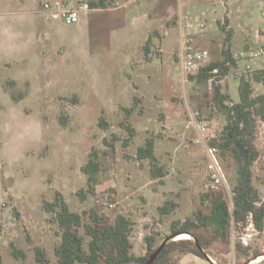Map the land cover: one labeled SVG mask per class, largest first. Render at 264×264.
I'll list each match as a JSON object with an SVG mask.
<instances>
[{
    "label": "rangeland",
    "instance_id": "obj_1",
    "mask_svg": "<svg viewBox=\"0 0 264 264\" xmlns=\"http://www.w3.org/2000/svg\"><path fill=\"white\" fill-rule=\"evenodd\" d=\"M44 1L0 0L3 263L40 264L35 253L40 246L56 264L61 230L56 214L46 211L44 203L54 201L58 192L73 211L97 206L111 220L119 213L129 216L133 251L144 255L146 235H155L160 244L173 233V221L195 217L200 210L210 212V204L202 200L209 173L207 158L195 142L189 112L201 109L217 135L225 124L224 115L212 110L208 79L191 75L183 80L176 56L181 19L192 16L191 37L210 50L204 63L208 65L222 58L228 30L233 29L229 41L233 52L264 46V0H204L218 6L212 12L188 4L179 11L178 2L177 12L170 13L163 27L142 18L150 11L148 0L110 2L105 11L96 10L88 22L82 16L78 24L48 16L42 10ZM187 1L195 5L197 0ZM203 32L219 35L213 37V44H203ZM246 64L247 60L238 61L221 82L232 100H239L241 76L250 78L255 69L264 68V54L251 61L252 71H244ZM253 86L254 94L264 92V82L254 81ZM127 107H134L128 116ZM102 118L107 127L101 124ZM124 123L132 125L135 135ZM151 137L156 140L160 165L167 171L161 178L152 177L148 159L136 157L138 147ZM256 143L261 153L254 166V183L264 199L262 123ZM93 154L101 163L95 193L87 191L88 174L82 170ZM222 158L234 185V163ZM81 189L86 191L85 198L79 194ZM168 199L179 206L162 214L159 207ZM195 231L207 240L209 257L177 249L171 253L173 264H264V231L255 233L248 254L238 248V231L244 229L235 224L227 240L214 237L210 226L195 227ZM13 248L25 256L15 257ZM257 257L261 260L255 262Z\"/></svg>",
    "mask_w": 264,
    "mask_h": 264
},
{
    "label": "trees",
    "instance_id": "obj_2",
    "mask_svg": "<svg viewBox=\"0 0 264 264\" xmlns=\"http://www.w3.org/2000/svg\"><path fill=\"white\" fill-rule=\"evenodd\" d=\"M110 2L113 0H91V5L97 8H107ZM220 27L227 31L225 25L220 24ZM231 37L232 30H228V47L222 50V58L202 66L198 73L199 77L209 79L216 75L220 81L225 79L233 68L237 67L238 61L233 57L229 43ZM150 44L151 38L148 40L147 46L149 47ZM255 71L250 78L245 75L241 76L238 85L239 101L232 100L230 92L224 91L221 82L214 84L210 100L212 110L225 117V124L218 131V137L212 143L221 148L222 157L231 159L236 168L234 213L231 212L230 205L222 192H206L203 194L202 200L210 204L209 213L200 210L195 214V217H188L184 221L175 220L171 225L173 233L188 232L194 238L199 239L203 248H208V242L195 231V227L210 226L214 237L227 240L232 224L242 230L248 224L249 217L252 216L256 229L259 232L264 231V199L254 183V166L261 153L256 140L259 122L264 120V92L254 94L253 86V81L264 82V71ZM133 110L134 107H127L125 109L127 116ZM101 124L105 127L108 126L103 118ZM124 126L130 131L131 136L135 135L132 125L124 123ZM155 148V138H148L144 145L138 147L136 157L140 160L148 159L151 164L152 177L161 178L166 175L167 171L164 165H160ZM100 169L101 163L94 157V154L82 166V170L88 174V192L95 193L94 183ZM85 192L84 189L79 190V194L83 198L86 196ZM178 206L177 201L168 199L159 207V211L162 214H168ZM44 207L46 211L56 214L61 230V241L55 246L56 264H145L149 256L159 246L157 237L148 234L145 237L146 253L137 255L133 251L134 244L131 239L133 221L126 214L119 213L114 220H111L110 217L102 214L97 206L83 212H76L70 208L69 203L60 192L57 193L54 201H46ZM86 237L88 241H86ZM238 248L245 254L250 251L249 246L245 247L241 243H238ZM177 249L205 257L194 239H176L167 243L153 264H173L171 253ZM12 253L17 258L25 256L24 252L18 248H13ZM35 253L38 263L52 264L45 248L37 246ZM256 254L258 255L259 252ZM0 264H4L1 251Z\"/></svg>",
    "mask_w": 264,
    "mask_h": 264
},
{
    "label": "built area",
    "instance_id": "obj_3",
    "mask_svg": "<svg viewBox=\"0 0 264 264\" xmlns=\"http://www.w3.org/2000/svg\"><path fill=\"white\" fill-rule=\"evenodd\" d=\"M96 7L91 5L89 0H45L42 4V10L48 16L54 19H60L67 24H78L83 15H87ZM205 26L204 23L201 24ZM181 37L176 56L179 63V68L182 71L183 80L186 81L191 75H198L202 66L210 57V50L198 46L195 39L191 37L190 28L193 27V19L190 14L182 17L180 22ZM160 50H162L160 48ZM264 54V46L256 49H242L233 52V57L237 60H247L245 72L253 70L251 61L261 57ZM216 73V72H215ZM218 76L209 77L210 90H213L214 84L222 82L218 81ZM188 122L191 128H195L197 136L195 138L196 144L204 148L207 163H208V177L204 184L206 192H222L227 199L230 210L234 213V185L230 184L229 173L223 162L221 148L212 143L218 137L217 133L212 130V121L209 119L201 109H194L189 112ZM264 125V120L259 122ZM259 128V127H258ZM258 232L252 216L249 217V222L244 228L243 232L238 233L240 243L248 247L252 244L253 236Z\"/></svg>",
    "mask_w": 264,
    "mask_h": 264
},
{
    "label": "crops",
    "instance_id": "obj_4",
    "mask_svg": "<svg viewBox=\"0 0 264 264\" xmlns=\"http://www.w3.org/2000/svg\"><path fill=\"white\" fill-rule=\"evenodd\" d=\"M72 1H76V0H72ZM91 2V0H89ZM97 1V0H95ZM114 3H116L117 5H119V0H113ZM131 0H127V2H129ZM201 1V2H199ZM203 1V2H202ZM206 1V0H205ZM148 7L150 9L149 13H145L144 16L142 17L145 21L149 22L150 24L153 23H161V26L163 27L164 25L166 26L167 24V20L169 18L170 13H174L175 11L177 12L178 8H177V4L179 2V11L183 8V5L185 6L186 4H188V7H192L195 9H199L201 8V10H205L206 12H212V11H216V9L218 8L217 5H210L207 4V2H204V0H197L195 1V5H193V3L191 1H187V0H172V2L167 1L166 0H148ZM189 2V3H188ZM191 3V4H190ZM190 4V5H189ZM98 10V11H105V8H97L95 10H93L92 12H90L87 15H83L85 16V22H88L91 20L93 13ZM230 18V17H229ZM221 24V23H220ZM231 26V25H230ZM232 27V26H231ZM232 33H233V29H232ZM202 34L201 37H203V44H206L207 42H211L213 44L212 39H214V36H217V34L219 35L218 32H203L200 33ZM200 42H202L200 40ZM215 48V47H213ZM217 51V50H215ZM255 70H263L264 68H258ZM254 82V81H253ZM257 82V81H256ZM263 93V92H261ZM234 101H239L237 99L234 98Z\"/></svg>",
    "mask_w": 264,
    "mask_h": 264
},
{
    "label": "water",
    "instance_id": "obj_5",
    "mask_svg": "<svg viewBox=\"0 0 264 264\" xmlns=\"http://www.w3.org/2000/svg\"><path fill=\"white\" fill-rule=\"evenodd\" d=\"M183 233H187L190 235L192 238H194L190 233L185 232V231H180V232H174L167 237L163 239V241L159 244L157 249L149 256L148 260L146 261L145 264H153V262L156 260V258L159 256V254L162 252L163 248L167 245L168 242L171 240H176L175 238ZM195 243L197 244L198 248L201 250V252L204 254L205 257H209L208 253L205 251V248H203L202 244L200 243L199 239L194 238ZM258 258V257H257ZM260 258V257H259Z\"/></svg>",
    "mask_w": 264,
    "mask_h": 264
},
{
    "label": "bare ground",
    "instance_id": "obj_6",
    "mask_svg": "<svg viewBox=\"0 0 264 264\" xmlns=\"http://www.w3.org/2000/svg\"><path fill=\"white\" fill-rule=\"evenodd\" d=\"M190 236V235H189ZM179 238H181V239H185V238H188V234H180V235H178L177 236V240L179 239ZM259 260H261V258H258V259H256V260H254L255 262H258ZM254 262V263H255Z\"/></svg>",
    "mask_w": 264,
    "mask_h": 264
}]
</instances>
